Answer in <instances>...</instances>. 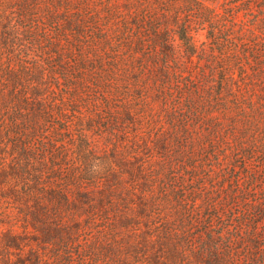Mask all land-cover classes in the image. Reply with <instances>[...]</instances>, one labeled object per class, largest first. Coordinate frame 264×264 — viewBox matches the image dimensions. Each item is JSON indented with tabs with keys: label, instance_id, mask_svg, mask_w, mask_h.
I'll use <instances>...</instances> for the list:
<instances>
[{
	"label": "trees",
	"instance_id": "trees-1",
	"mask_svg": "<svg viewBox=\"0 0 264 264\" xmlns=\"http://www.w3.org/2000/svg\"><path fill=\"white\" fill-rule=\"evenodd\" d=\"M50 114L64 122L52 142L71 152L63 177L37 148ZM106 118L124 160L115 144L101 155L91 147ZM148 118L169 131L125 138ZM4 184L0 197L37 221H58L65 205L113 207L127 223L136 207L146 264H264V0H0ZM162 207L173 214L160 228Z\"/></svg>",
	"mask_w": 264,
	"mask_h": 264
},
{
	"label": "rangeland",
	"instance_id": "rangeland-1",
	"mask_svg": "<svg viewBox=\"0 0 264 264\" xmlns=\"http://www.w3.org/2000/svg\"><path fill=\"white\" fill-rule=\"evenodd\" d=\"M196 39L198 43L204 41V32L199 31ZM146 106H150L148 108L157 114L156 112L159 110L158 103L153 104L152 107L147 101ZM51 109L58 112L59 107ZM104 116H108V113L104 114ZM47 120L51 121V123L47 122L45 123L46 126H44V132H46L44 135L46 138L44 140L45 143L40 144L37 148L40 154L48 151L45 157L47 158L48 165L45 168L51 167L53 162H56L61 166L58 175L59 177H63L68 172L66 165L68 161L65 159V155L69 154L70 157L71 152L64 147L61 148L58 145H54L52 141L58 138H55L51 132L54 125L58 128H64V122L57 115L53 114H50ZM145 121L143 127L139 128L135 138L134 135L128 134V132L132 131H127L125 138L132 140V142L136 140L138 143H142V141L148 140L150 136L155 137L157 136L155 134L168 132L170 129L168 121L165 119L157 120L156 118V120L149 119ZM109 122L112 121L107 120V118L95 120L94 124H99L100 126L94 127L96 129L89 132L91 147L97 154L101 155L107 151L109 152V149L114 148L113 145L115 144L118 150L115 152V154L117 153L116 156L124 160L123 158L126 156L124 150L126 149H124L122 141L119 142L118 138L116 140V137L109 133L112 128H116L115 125L112 128L107 127L110 125ZM112 123L115 122L113 121ZM150 133H153V135H150ZM36 146L37 143L34 147ZM35 152H38V150L35 149ZM52 152L54 153V157L59 159L58 161L56 159L53 161ZM12 156H15V160H21L16 153L9 155V158ZM39 157L38 159L42 158L40 155ZM19 162L24 163L23 160ZM152 164L156 165L155 161ZM48 172L43 174L42 178L45 182L50 183L54 181L55 174L53 171L49 174ZM178 172L175 174V177L179 176ZM127 182L129 180L125 178L124 185H127ZM16 183L17 190L22 192L23 183L19 179ZM8 184L13 185L12 182H8ZM8 184L0 186V194L5 196L10 192L11 189ZM207 186L210 190H215V185H212L211 182ZM34 187L35 184H32L30 189L32 190ZM157 191L158 193L160 192L159 189ZM32 192L35 198L37 190L35 189ZM96 192L99 194V191L95 190L93 192L94 195L92 194L93 199L97 195ZM29 199L30 201H26L27 206L30 207L29 213L34 211L36 214H39L40 210L34 207L36 205L35 203L33 204V198ZM13 202L15 201L12 199L0 197V264H146L145 260L148 259V255L143 252L142 257L138 256L141 259V263H139L137 253L135 252L136 248H144L140 246V243L143 241L141 238L143 233L140 228H143V225L140 224L135 227L131 223L132 216L130 214L134 213L136 207L127 210V215L129 214L127 223L117 219L118 209L115 210L113 207L101 211H97L95 208H85L82 209V212H77L72 207L65 205L61 210L62 215H60L61 217H59L58 221H51L52 219L49 221V217L45 219L39 217V221H37L35 217H30L29 214L25 215L21 211L18 212L16 208L17 204L15 205ZM42 202H46V200L38 201L39 204ZM112 206L121 208V205H117V203ZM172 214V211L170 213L166 207H162L156 215L155 222L161 228ZM53 220H56V217ZM215 224L212 228L217 231L219 229L215 227ZM46 228H48V232ZM51 229H53L52 234ZM134 229L137 231H134Z\"/></svg>",
	"mask_w": 264,
	"mask_h": 264
}]
</instances>
